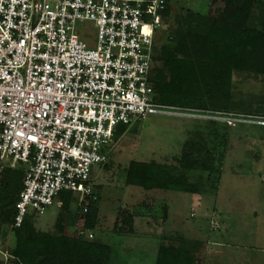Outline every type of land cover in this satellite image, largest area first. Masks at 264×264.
Masks as SVG:
<instances>
[{
  "label": "built area",
  "instance_id": "obj_1",
  "mask_svg": "<svg viewBox=\"0 0 264 264\" xmlns=\"http://www.w3.org/2000/svg\"><path fill=\"white\" fill-rule=\"evenodd\" d=\"M167 0H0V183L23 166L14 226L61 205L97 199L117 127L149 116L264 126V115L156 102L151 83ZM92 239L93 230L78 227Z\"/></svg>",
  "mask_w": 264,
  "mask_h": 264
},
{
  "label": "rangeland",
  "instance_id": "obj_2",
  "mask_svg": "<svg viewBox=\"0 0 264 264\" xmlns=\"http://www.w3.org/2000/svg\"><path fill=\"white\" fill-rule=\"evenodd\" d=\"M240 1L169 0L171 14L157 34L173 32L177 17L187 9L260 28L264 1L245 0V13ZM232 81L231 104L242 110L231 111L264 115V74L234 73ZM224 124L153 115L113 141L108 162L96 167L92 180L98 195L92 239L111 246L109 264H155L160 245L183 242L199 264H264V126L225 129ZM188 141L212 150V170L176 168ZM133 161L168 165L199 192L132 184L128 171ZM62 204L31 215L37 230L56 232ZM60 221L66 235L79 237L81 221L73 222L70 213ZM15 242L13 232L0 240V264L13 263Z\"/></svg>",
  "mask_w": 264,
  "mask_h": 264
},
{
  "label": "trees",
  "instance_id": "obj_3",
  "mask_svg": "<svg viewBox=\"0 0 264 264\" xmlns=\"http://www.w3.org/2000/svg\"><path fill=\"white\" fill-rule=\"evenodd\" d=\"M170 14L171 6L167 0L163 17ZM176 22L173 32L166 31L163 37L161 33L156 37L151 71L155 101L233 112L231 110L236 109L231 104L234 101L231 92L234 73L264 74V12L260 28L241 26L189 9L181 13ZM241 106L240 103L237 107ZM129 126L119 125L114 141ZM223 126L232 128L226 123ZM211 153L212 150L201 148L199 142L188 141L176 168L212 170L214 159ZM23 177V166L7 167L0 183V240L13 232L16 242L10 251L12 264H109L110 245L83 236H68L64 233L65 225L60 223L70 213L73 222L78 220L86 229H94L98 217L97 194L95 200L85 198L89 211L84 212L77 193L62 192L59 199L63 203L60 207L63 213L57 219L55 233L37 230L31 216L26 217L20 227L14 226L15 203L23 186ZM128 180L145 189L199 192L197 185L175 175L168 165L162 163L133 161ZM155 264L199 263L188 243L183 242L160 245Z\"/></svg>",
  "mask_w": 264,
  "mask_h": 264
},
{
  "label": "crops",
  "instance_id": "obj_4",
  "mask_svg": "<svg viewBox=\"0 0 264 264\" xmlns=\"http://www.w3.org/2000/svg\"><path fill=\"white\" fill-rule=\"evenodd\" d=\"M212 2H213V0H210V3L212 4ZM239 4H241L242 6H244L243 7V10H244V8H246V6H245V0H244V2L242 1H240V3ZM247 8H248V6H247ZM246 10V9H245ZM245 10H244V13H245ZM209 13H210V7H209Z\"/></svg>",
  "mask_w": 264,
  "mask_h": 264
}]
</instances>
